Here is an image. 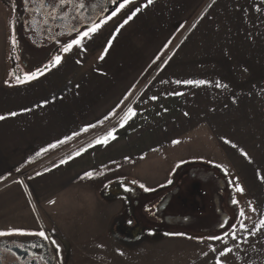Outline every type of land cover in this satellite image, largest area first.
Segmentation results:
<instances>
[{
	"label": "crops",
	"instance_id": "1",
	"mask_svg": "<svg viewBox=\"0 0 264 264\" xmlns=\"http://www.w3.org/2000/svg\"><path fill=\"white\" fill-rule=\"evenodd\" d=\"M214 17H264V0H127L83 50L35 79L0 78V230L40 228L59 264L251 263L264 241V61L238 58L259 53L238 45L256 33L222 35L207 28ZM124 182L163 193L146 215L204 209L208 227L227 217L215 235L226 243L188 234V219L125 225Z\"/></svg>",
	"mask_w": 264,
	"mask_h": 264
},
{
	"label": "rangeland",
	"instance_id": "2",
	"mask_svg": "<svg viewBox=\"0 0 264 264\" xmlns=\"http://www.w3.org/2000/svg\"><path fill=\"white\" fill-rule=\"evenodd\" d=\"M33 7L36 8L37 11H40L39 9V5H33L32 4V0H29V16H31L33 12ZM2 13H0V78L4 79L5 81L8 80V78H11V76H14L12 74V70L10 67V63L9 60L7 59L8 57H6L7 55V51H9V45L8 43L5 44V30L7 29V25L6 22L4 21L5 18H1ZM3 17V16H2ZM212 17H209V19H211ZM216 18L220 19V22L216 21ZM215 22L213 23L207 22V25H209V29H215L218 30L220 29L222 35L224 34H228L231 31H237V32H241L243 30H252V34L256 36H252V37H248L245 36V38H241L238 39V45H241L242 47H244L245 45L250 46V47H254L253 49L258 48L259 53H252V54H242V55H238V58H247L248 60H252L253 62L255 61H260L259 59L256 58H263L264 61V50L260 51L259 46L263 45L264 47V17H234L233 19H229L228 17H214ZM40 17H29V21H28V32H27V38L29 39V42L24 41L20 38V35H18V39L19 42H22V50H23V56L26 60V68L24 69V73L26 74H31V72H33V70H35L37 64H40L41 66L47 65V57L53 53L55 51L56 48H54L55 44H59L61 42H65V39H54L59 37L60 35H64V33H56L52 35V41H47L46 44H42V41L44 39L48 40L46 37H42L40 38V32H39V27H40ZM197 22V19H196ZM195 22V23H196ZM193 23L191 25V27L189 26V29L193 28V25L195 24ZM18 25V22H17ZM20 25L17 26V30H20ZM86 28H80L78 31L83 32L86 31ZM254 31V32H253ZM243 33V32H242ZM262 33L263 35L260 36L259 34ZM247 34V33H246ZM259 35V36H258ZM76 37V33H74V35H72V37L67 39V42H70L73 38ZM248 37V38H247ZM31 42V43H30ZM250 42L252 43V45L250 44ZM62 43V44H63ZM233 43V40H232ZM66 44H63L62 46H64ZM3 50V51H2ZM1 51L3 52L1 54ZM63 51V50H62ZM240 72V71H238ZM12 74V75H11ZM114 120L113 122H110L109 127L115 123ZM127 185V190L125 189V191L129 194L128 195V199L130 200V204H126V207L124 209L123 212V220L125 221V225L129 224V225H133L134 221L135 223H139L143 226H147L148 228H156L159 229L160 227H170V228H176V226H180L182 225V223H184V221L186 219L192 221V223L197 226L194 228L189 227V231L188 234H194V235H200V236H215L221 233H224L226 231V227L225 226H229L228 223V219L227 217H225V223L222 225L220 222H217V224L215 226L212 227H208V222H205L203 218H207V216H211V214L205 212L204 213V209H197V210H201L202 213H200L199 215L195 214L194 211H192V209L190 207L185 208V213H183V215L180 213V211L178 212L177 215L173 214V213H162L159 214L158 212V207H157V211L154 212V210H150L151 214L146 215L144 213V211L142 210V206L143 204H147L148 202L152 201L154 198H157L158 195H162L160 194V192H148L146 194V192L143 190H141V187L136 186L134 183H128V182H124ZM17 183H14L11 187H7L6 190H3L2 192H6L9 188H12L13 191L16 188ZM1 193V191H0ZM101 198L102 195L100 196ZM12 199L11 198L9 201H11L12 203ZM2 200H0V207L5 206V202L1 203ZM23 198H20L19 202H17V204L20 206L22 204ZM219 203V202H218ZM97 205L96 202L94 201L93 205ZM154 208H156V206H154ZM24 211L26 212H30L31 209L29 210L27 207H23ZM17 216V215H14ZM3 216H0V219H2ZM117 218V217H116ZM8 219V218H7ZM133 221V222H132ZM119 223H114V226L112 227V229H114V231L118 230L117 226ZM13 226V225H12ZM21 226V225H19ZM18 226V227H19ZM135 226V224L133 225V227ZM3 228V227H2ZM10 229V230H9ZM19 229V228H17ZM176 230V229H173ZM180 232L182 230H179ZM0 232H11V235H6V236H15L18 235L20 232L21 233H26V234H31V235H36L40 232V228H35L34 230H13L11 228L8 229H4V230H0ZM183 232V231H182ZM6 236H2V237H6ZM262 247L263 249H259V251L255 254L257 256H254V258L252 259L251 263L248 264H264V241L262 242ZM261 250V251H260ZM58 261V260H57ZM60 264H70V263H60ZM75 264V263H74Z\"/></svg>",
	"mask_w": 264,
	"mask_h": 264
},
{
	"label": "flooded vegetation",
	"instance_id": "3",
	"mask_svg": "<svg viewBox=\"0 0 264 264\" xmlns=\"http://www.w3.org/2000/svg\"><path fill=\"white\" fill-rule=\"evenodd\" d=\"M126 1L75 0L73 4L66 6L59 13L64 17L63 19L59 17L52 19L47 15L50 8L44 11H33L34 13L29 16V0L27 2L26 0H0V13L3 14H1L3 16L1 18H5L4 21L7 25L5 44L8 43L9 51H7L6 57H8L12 74L19 79H25L28 75L24 73L27 64L23 56L22 42H19L18 39L21 38L29 42L27 38L29 17H40V38L46 37L48 39H44L42 44L52 41L53 34L64 33V35L54 38H61L66 41L55 44V51L47 57V64H49L53 61L54 56L62 52V45L68 43L67 39L76 33L72 30L73 28L76 30L86 28L85 30H87L92 24H98L104 18L109 17L110 15L107 16L106 13L112 5L117 4V10ZM46 3L52 4L54 0H46ZM81 3L84 5L83 7H79ZM17 22L20 25L19 31L17 30ZM18 35H20V38H18ZM38 69H40V64H37L33 72ZM114 187H117V185L114 184ZM53 249V245L47 243L38 234L31 235L20 232L15 236H0V264H59Z\"/></svg>",
	"mask_w": 264,
	"mask_h": 264
},
{
	"label": "snow or ice",
	"instance_id": "4",
	"mask_svg": "<svg viewBox=\"0 0 264 264\" xmlns=\"http://www.w3.org/2000/svg\"><path fill=\"white\" fill-rule=\"evenodd\" d=\"M27 2V0H26ZM75 2V0H54V3L52 4H48L46 3V0H32V4L33 5H39V9L41 11H44L46 9H49L50 8V11L47 12V15L50 16L52 19H56V18H61L63 19L64 17L62 15H59V13L68 5H71ZM152 0H149V3H151ZM84 5L81 3L79 4V7H83ZM33 11H36V8L34 7L32 9ZM127 21H125L126 23ZM100 25L99 24H92L90 27L87 28L86 31H83V32H80L78 30H76L75 28H73L72 30L76 32V37L73 38L70 42H68L66 45L63 46V50L65 53L69 52L72 47L75 45V46H79L82 48V45H83V42L86 40V39H91L92 35L99 29ZM83 50V48H82ZM101 59H103V56H101ZM61 62V56L60 55H56L54 56L53 58V62H52V66L55 67L56 65H58L59 63ZM47 68V65L45 66ZM37 72H40L42 74V70L38 69ZM37 72H33L31 74H29L28 76L25 77L26 80H30V79H35L36 76H37ZM18 82H23V81H20L19 78H18ZM185 83H188V84H197V85H201V84H204L205 82L204 81H186ZM217 87H222V85H220L219 83H217L216 85ZM131 112V110H129ZM13 115H15V113H13ZM4 117L3 116H0V120H3ZM127 119V117L125 118ZM111 138V139H115V137L112 135L111 132H109L107 134V136L103 137V138H100L96 141V143L98 144H104L106 145L108 143V139ZM173 143H179V141H173ZM225 143H229V141H225ZM233 147H235V145H233ZM79 154V153H77ZM242 155H245V153H241ZM63 163V161H62ZM219 167V165H218ZM87 177H91L92 176V173L89 172V173H86L85 174ZM171 182V181H169ZM141 187H144L143 185H141ZM127 190V189H126ZM235 190L237 192H240L242 193L243 192V188L239 185V184H236L235 185ZM145 191H149V189L145 188ZM234 204L237 203V201L235 199H233L232 201ZM244 213L241 212V216H243ZM241 225L243 227V224H242V221H241ZM260 228H264V219H261L259 221V226L257 228V230H260ZM18 231V230H17ZM235 232V229H233V235H232V239H236V236L234 234ZM12 233L11 232H0V236H6V235H11ZM38 235L41 237V238H45L46 239V236H45V233L44 232H39ZM250 235H255V232H251ZM205 239H210V240H220L222 243H226V241L223 239V237H220V236H215V237H207ZM53 243H55L53 241ZM212 251H215V249H212ZM232 249L231 248H226L225 250L221 251L219 253L220 256H225L227 255L229 252H231ZM217 264H221V262L219 260H217Z\"/></svg>",
	"mask_w": 264,
	"mask_h": 264
},
{
	"label": "water",
	"instance_id": "5",
	"mask_svg": "<svg viewBox=\"0 0 264 264\" xmlns=\"http://www.w3.org/2000/svg\"><path fill=\"white\" fill-rule=\"evenodd\" d=\"M116 7H117V4H114L112 5L109 10L107 11L106 15H111L115 10H116ZM114 188V189H112ZM106 194L107 195H110V196H116L117 194H121V191H120V188L117 186V187H114V184H110L108 187H107V190H106ZM139 232V231H138ZM135 234V233H134Z\"/></svg>",
	"mask_w": 264,
	"mask_h": 264
},
{
	"label": "trees",
	"instance_id": "6",
	"mask_svg": "<svg viewBox=\"0 0 264 264\" xmlns=\"http://www.w3.org/2000/svg\"><path fill=\"white\" fill-rule=\"evenodd\" d=\"M53 62V61H52ZM52 62H50L49 64H47V68L48 67H50L51 65H52ZM46 65H44V66H41L40 67V70H42V71H44V70H46L47 68L45 67ZM37 72V71H36ZM37 73H39V72H37ZM88 144V143H87ZM86 145V144H85ZM85 145H83V146H85ZM82 146V147H83ZM81 148V147H80ZM77 150H79V148L77 149ZM49 152V151H48Z\"/></svg>",
	"mask_w": 264,
	"mask_h": 264
}]
</instances>
